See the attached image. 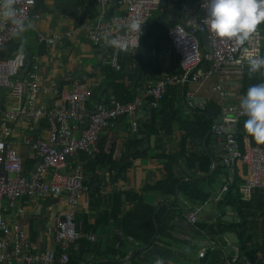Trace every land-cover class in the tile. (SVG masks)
Listing matches in <instances>:
<instances>
[{
    "label": "crops",
    "instance_id": "0c3cea01",
    "mask_svg": "<svg viewBox=\"0 0 264 264\" xmlns=\"http://www.w3.org/2000/svg\"><path fill=\"white\" fill-rule=\"evenodd\" d=\"M196 1L198 0H161V5L153 13L147 28L148 31H152L151 36H148L146 31V36L144 35L141 41L140 51L120 52L117 55L119 67L117 68L113 66L116 49L106 45L104 40L95 45L87 38V33L84 31H79L77 36H68V34L78 30L84 24L96 22L104 12L106 17L110 11H113L112 16L123 14L125 10L119 3L113 7L110 2L105 9L95 0H37V11L31 15L26 24L31 26L13 38L19 44V51L26 53L31 61L23 68L19 79L27 83L31 73L38 76L42 87L36 104L38 108L45 109L46 112L57 104L62 105L61 98L64 94L71 93L77 82H87L94 97L82 105L81 112L87 115L92 113L97 105L103 104L106 99L115 98V92L109 82L111 70H122L124 77L118 83L128 87L136 96L135 98H142L145 95L146 86L142 85L140 89L137 83L147 81L149 84L169 80L175 78L178 73V59L169 42L167 30L174 24H185L186 8ZM54 37H56L54 43L46 42L47 39ZM201 41L203 47H206L207 38H201ZM208 68L202 65L201 72H206ZM243 75L242 72L239 77L215 74L204 78L201 75L196 82L185 84L169 82L165 101L174 113L170 134L162 132L163 130L159 127V135L150 137L145 130V125L151 120L156 110L150 103V99H146L145 106L135 119L125 118L116 123L112 129L111 141L109 132L101 134L97 143L103 139V136H107L105 153L107 155L112 153L115 160L123 155V146L128 140L142 141L136 149L140 154L132 151V165L124 177L113 179L115 171L112 165L108 162L99 163L98 145L97 152L79 153L68 158L69 166L77 164L84 166L86 181L91 186L90 191L81 198L77 216L80 217V224L84 220L86 227L94 231L97 237L94 243L98 242L99 246H103L101 255L107 256L101 257L103 262L112 260L106 253H111L109 249L115 247L124 256V259L120 260L122 264H133V261L143 264L138 261L141 257L139 250L147 245L139 246L128 239L129 237H126L123 232V225H125L123 221L126 217V220H132L126 224L127 230H136V219L131 215L136 209L145 207L144 212H148L149 208L152 209V222L155 225L156 234L157 231L159 232L152 244L163 251L162 256L158 258L159 264H201L202 259L198 257V253L202 247H199L198 243L210 242L206 236L199 233L214 227L221 230L218 236L221 235L222 238L212 247H204L208 252L206 254L217 252L227 264L233 261L235 264L238 259L243 260L240 262L242 264H250L246 254L240 252L241 242H243L241 230L238 227L242 221L241 214L235 205L229 204L226 200L231 184L239 181L242 186L248 179L249 172L247 166L241 160H235L226 149V140H218L220 144V151L217 152L216 158L218 164H215L211 155L203 150L216 148L211 144L210 138L206 137L207 134L193 139L192 142L184 141L185 157H192L193 165L190 166L188 161L186 164L184 160L179 159L169 173L165 169L166 159L162 157V155L173 157L180 153L181 142L184 140L182 137L184 134L179 131L180 122L192 121L195 114H199L213 128L216 127L214 123L220 119L219 115L214 114L217 110L225 111V106H229L239 111V101L243 96ZM218 86H221L220 92L217 90ZM29 93V87L24 85L23 104L28 99ZM95 94L98 95L97 98ZM196 98L202 99L203 106L212 113H203L200 106L193 103ZM186 99L189 100L188 103ZM0 100L2 108L0 139L6 140L17 150L23 163L24 173L30 175L34 173L40 160L32 147L27 145V137L32 136L35 141H47L48 120L44 116L35 122L33 133L28 134L21 122L7 124L3 121L8 110L18 107L16 99L9 91L0 89ZM150 107L153 109L149 110ZM138 122L140 125L144 123L142 128L147 134L146 137L135 135L133 124ZM241 122L242 118L234 124L236 133L239 131ZM231 124L228 127H231ZM72 125L77 123L73 122ZM4 126L10 127L9 138L4 135ZM83 129L80 128L77 131L79 137ZM243 139L248 141L247 137ZM239 145L243 149V145L240 143ZM112 148H115L113 152ZM197 158H203V162H209V168L206 171L200 169L202 162ZM228 160L232 162L230 167L227 166ZM164 180L165 182H162ZM188 182H193L195 192L198 189L208 198L204 201L195 200L196 193L190 195L187 191L189 185H182ZM173 184H175L174 192L171 193ZM225 186L228 188L225 189ZM256 189H259V192L254 195V199H257L256 204L252 206L251 212L246 214L250 224L248 229L254 236L255 243L262 245L264 244V180L261 186L253 189L252 194L256 192ZM22 202L24 213L21 215L13 210L5 215L7 221L21 227L32 250L57 249L55 219L58 214L66 211L65 199L36 196L25 197ZM190 213L196 216L194 224L188 220ZM228 234L233 238V242L238 243H233ZM121 237L124 239L121 240ZM119 241L121 244L117 246ZM167 251L170 254H167Z\"/></svg>",
    "mask_w": 264,
    "mask_h": 264
},
{
    "label": "built area",
    "instance_id": "2783aa9c",
    "mask_svg": "<svg viewBox=\"0 0 264 264\" xmlns=\"http://www.w3.org/2000/svg\"><path fill=\"white\" fill-rule=\"evenodd\" d=\"M105 9L111 0H95ZM119 5L125 10L123 14L106 17V12L94 23L84 24L68 36H77L79 31L87 33V38L98 45L103 36L126 37L128 50H137L149 27L153 13L161 5V0H119ZM37 0H17L15 8L24 19L29 21ZM185 24L177 23L168 28V39L178 59L181 74L169 80H160L146 86L145 95L136 98L131 103L111 102L107 105H97L90 114H82L81 107L93 98V92L87 82H77L71 93L61 98L62 105L57 104L50 111L37 107V98L41 93V80L34 73L28 76V82L23 83L19 76L27 64V54L19 51L14 57L0 60V89L8 90L17 101L18 107L11 108L5 113V123L21 122L28 134L34 131V124L44 116L48 120L49 138L47 141H35L32 136L27 137V145L36 152L39 162L34 173L26 175L23 163L17 150L6 140L0 139V263L1 264H66L69 262V249L82 239L95 242L97 237L93 233L85 234L77 227V215L80 209L82 196L90 191L91 186L86 181V172L82 164L68 165V158L79 153L92 154L97 152L100 134H108L109 140L112 129L122 119H135L145 106L146 99H153L156 108L164 99L167 85L170 82L185 84L196 82L202 75L204 78L215 74L221 76L239 77L248 66L244 57L243 48L258 49L261 55L262 36L253 38L242 47H237L233 41L216 39L207 29L205 22L206 0H198L186 8ZM130 18H137L143 23L141 34L136 44V33L128 32L126 25ZM200 33H207L209 46L203 47L199 38ZM19 33L11 22L0 21V48L10 43ZM56 37L47 39L49 44L54 43ZM203 47L204 52L200 51ZM122 52L116 49V58L113 66L118 67L117 55ZM204 63L208 64L206 72H201ZM24 85L29 87L28 99L23 104ZM221 91V86L217 87ZM227 113V111H225ZM241 117H245L240 113ZM225 125L212 128L217 134L237 120L225 118ZM76 122L77 125H72ZM138 125L133 124L134 132ZM84 128L80 137L77 131ZM6 138L11 136L10 127H3ZM226 149L235 160H241L248 169L249 177L242 186L245 198H250L253 189L261 186L264 180V145H250L244 139L243 149L234 134L226 137ZM111 147V146H109ZM225 189L227 187L225 186ZM56 197L65 199L67 209L56 216L55 242L60 249L57 257L55 250H32L25 232L18 224H10L5 215L16 210L24 213L22 199L25 197ZM190 223L196 222L193 213L188 215ZM124 237H121L123 240ZM133 241L132 238H128ZM120 241L117 246H120ZM207 249L202 248L198 257L206 255ZM229 264H234L229 263ZM264 264V258L262 260Z\"/></svg>",
    "mask_w": 264,
    "mask_h": 264
},
{
    "label": "trees",
    "instance_id": "16d2710c",
    "mask_svg": "<svg viewBox=\"0 0 264 264\" xmlns=\"http://www.w3.org/2000/svg\"><path fill=\"white\" fill-rule=\"evenodd\" d=\"M147 32L146 33L148 34V36H151L152 31L147 30ZM259 32L262 36V41H263L264 24L260 25ZM141 46L142 45H140L137 51H140ZM18 52H19V44L14 40H12L10 43L0 48V60H6L8 58L14 57ZM261 56H264V48L262 47V45H261ZM109 74L111 78L109 79V82H110V86L115 92V98L106 99L105 102H103V104L101 105L109 106L113 101L122 104L133 102L136 99L135 98L136 96L130 92L128 87H125L123 84L118 83L119 80H122V78L124 77L122 74V70L120 71L111 70ZM180 74H181V70L179 68L178 73L175 75V77H177ZM261 82H264V77H261L259 73L253 74L250 77L248 67H246L244 69V75L242 77L243 95L246 93V90L249 86ZM142 85L147 86L148 85L147 81L141 84L137 83V86L140 87V89H142ZM167 92L165 93L164 99L155 108L156 110L153 113L151 120L145 125V130L148 132L150 137L159 135V130H158L159 127L161 128V130H163L162 132H166L168 134L172 133L171 120H174V113L171 112L172 109L170 108L169 104L166 103L165 101ZM95 97L97 98L98 95L95 94ZM149 101L151 104L153 105L155 104L153 99H150ZM246 119H247L246 116L242 117V122L239 123V131L235 133L236 134L235 137L241 145H243V140H244L243 137L248 138L250 145H257L254 141H252V139L249 136L245 134L243 130V123ZM179 131H181L184 134L182 136L184 140H182L181 142L180 153L177 156H173V157H165L164 155H162V157L166 159L165 169L169 173H171L172 166L179 159L184 160L186 164L188 161L190 166L193 165L194 161L193 159H191L192 157L189 158L185 157L186 150L184 149L185 146L184 141L190 140L192 142L193 139L208 134L209 132L212 131V126L201 115L195 114L192 121L180 122ZM107 141H108V137L103 136V139H101V141H99L98 143L99 163L108 162L109 164L112 165V168L115 171L113 179L116 177H124L126 171L132 165V161H131L132 151H135L136 153L140 154V152L136 151V149H138L142 141L132 140V139L128 140L123 146V150H122L123 155H121V158L118 160L114 159L112 153H109L108 155L105 153V147ZM113 150H115V148H112V152ZM197 159L200 162H202L200 169L206 171L209 168V162L208 161L203 162V158H197ZM165 180L162 182H165ZM182 185H189L187 191L189 192L190 195L196 193L197 196L195 200L204 201L208 198L207 195L200 193L198 189H196L195 192L193 182L184 183ZM240 186L241 184L239 181H234L229 188L227 187L229 189V194L226 197L227 202L229 204L235 205L237 210H239L241 214L242 221L238 225V227L241 230V237L243 239V242H241L240 252L241 254H246V256L250 261V264H262V260L264 258V244L259 245L255 243L254 236L250 233L248 229L250 224L247 221V214H246L247 212H251L252 206L256 204L257 199L256 200L254 199V195L259 192V189H256V192H254L251 195V197L247 199L244 197V194L242 192V186L241 187ZM174 187L175 184L171 186V193L174 192ZM144 208L145 207L136 209L134 214L131 215L136 219L135 221L137 223L135 225L136 230H132V229L127 230L128 226L126 224L130 223L132 220H126L127 219L126 217V219L123 221L125 224L123 225L124 234L126 235V237L132 238L133 241L136 242L139 246L148 245L156 234V228L152 222L153 219L152 209L149 208L147 209L148 212H144L145 210ZM79 218L80 217L77 216L76 219L78 229L82 230L83 233L85 234H89L91 232L93 233L94 231H90V229L86 227L84 220H82L80 224ZM148 218L150 219L148 220ZM101 248H103V246H99L98 242L94 243L88 239H82L78 241L75 245L70 247L68 252L69 262L66 264H122L120 260L124 259V256L120 253V251L116 250L115 247L113 248L111 247V249H109L111 250V253H106L112 260L103 262V259H101V257L105 258L107 256L101 255ZM55 251L57 257H59L60 256L59 247H57ZM167 254H170L169 251H167ZM92 256L93 258H91ZM56 264H61V263L57 262ZM133 264H137V263L133 261ZM201 264H227V263L223 262L221 256L217 254V252H210L209 254L204 255V257L201 260ZM235 264H242V263H240L238 259L235 262Z\"/></svg>",
    "mask_w": 264,
    "mask_h": 264
},
{
    "label": "clouds",
    "instance_id": "9594fccd",
    "mask_svg": "<svg viewBox=\"0 0 264 264\" xmlns=\"http://www.w3.org/2000/svg\"><path fill=\"white\" fill-rule=\"evenodd\" d=\"M17 0H0V21L11 22L17 33H22L31 25H26L15 8ZM205 22L208 31L218 40L233 41L237 47L244 46L255 38H260L259 28L264 24V0H206ZM141 21L130 18L126 25L128 32L136 33V44L141 34ZM106 45L127 51L126 37L109 38L103 36ZM247 60L249 76L259 73L264 77V56L258 49L243 48ZM239 111L247 119L243 130L257 145H264V82L251 85L239 101ZM159 264V262H157Z\"/></svg>",
    "mask_w": 264,
    "mask_h": 264
},
{
    "label": "water",
    "instance_id": "95a60500",
    "mask_svg": "<svg viewBox=\"0 0 264 264\" xmlns=\"http://www.w3.org/2000/svg\"><path fill=\"white\" fill-rule=\"evenodd\" d=\"M119 0H111L112 2V5L113 7L118 3ZM37 11V5L34 6L33 8V11H32V14L35 13ZM113 15V11H110L108 13V16H107V19H109L111 16ZM199 38H207V47L209 46V39H208V34L207 33H200L199 34ZM200 51L201 52H204V49L203 47H200ZM31 63L30 61V58L27 57V65H29ZM206 65V67L208 68V64L207 63H204L203 66ZM1 102V100H0ZM189 100L186 99V103H188ZM193 103H195L197 106H200V110L203 112V113H208V114H211L212 112L207 110L206 107L203 106V101L202 99H194L193 100ZM153 107H150L149 110H152ZM1 104H0V113H1ZM146 111V110H144ZM225 111H227V113H225ZM225 111L219 109L217 110L214 114L216 115H219L220 116V119L214 123V126H221V125H225L224 124V119L227 118V119H231V120H237L239 121L241 117L240 115V111H238L235 107H229V106H225ZM144 124V123H143ZM143 124H139V122L137 123V125L139 126L137 129H136V132L135 134L137 136H142V137H146L147 134L146 132L143 130L142 128V125ZM235 128L236 126L234 124H231V127H227L222 134H217L214 130L209 132L207 134V138H210L211 140V144L215 145L216 148H204L203 150L206 151L209 155H211L212 157V160L214 161L215 164H218L217 163V157H218V153L220 151V144L218 142L219 139H223V140H226V137L228 134L230 133H233L235 134L236 131H235ZM227 153V152H226ZM228 159V158H226ZM232 165V162L230 160L227 161V166H231ZM224 220V219H223ZM221 230L218 228V227H214L212 229H207V230H204L202 232H200L199 234L200 235H203V236H206L208 241L210 243H206V242H201V243H198L199 247H212L214 243L218 242L221 240V235L220 237L218 236V234H220ZM159 232L157 231V234L155 235V237L153 238V240L144 248L140 249L139 252L141 253V257L138 259V261H141L143 264H157L158 262V258L162 256L163 254V251L156 247V246H153V242L155 241L156 237L158 236ZM228 237L230 238V240L233 242V238L231 237V235L228 234ZM233 243H238V242H233ZM243 261V260H240V262Z\"/></svg>",
    "mask_w": 264,
    "mask_h": 264
},
{
    "label": "rangeland",
    "instance_id": "374dc122",
    "mask_svg": "<svg viewBox=\"0 0 264 264\" xmlns=\"http://www.w3.org/2000/svg\"><path fill=\"white\" fill-rule=\"evenodd\" d=\"M262 47L264 48V39H263V41H262ZM8 90H6V92H7ZM207 253V252H206ZM204 257V256H203ZM203 257H201L200 259H202Z\"/></svg>",
    "mask_w": 264,
    "mask_h": 264
}]
</instances>
